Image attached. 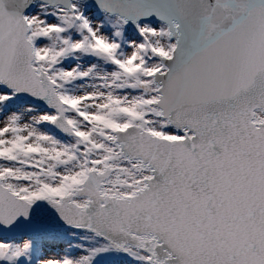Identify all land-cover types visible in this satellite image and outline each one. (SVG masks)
I'll list each match as a JSON object with an SVG mask.
<instances>
[{
  "label": "snow or ice",
  "instance_id": "1",
  "mask_svg": "<svg viewBox=\"0 0 264 264\" xmlns=\"http://www.w3.org/2000/svg\"><path fill=\"white\" fill-rule=\"evenodd\" d=\"M0 264H264V0H0Z\"/></svg>",
  "mask_w": 264,
  "mask_h": 264
},
{
  "label": "rangeland",
  "instance_id": "2",
  "mask_svg": "<svg viewBox=\"0 0 264 264\" xmlns=\"http://www.w3.org/2000/svg\"><path fill=\"white\" fill-rule=\"evenodd\" d=\"M27 237H25V239H26ZM55 242H58V243H56L55 245H57V249L56 250H60V249H62L63 247H64V240H62V241H59V239H56V240H54ZM47 243H50V241H47ZM51 244V243H50Z\"/></svg>",
  "mask_w": 264,
  "mask_h": 264
}]
</instances>
